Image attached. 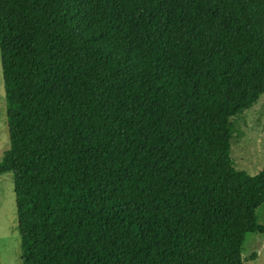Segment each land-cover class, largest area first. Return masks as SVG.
I'll use <instances>...</instances> for the list:
<instances>
[{
    "label": "trees",
    "instance_id": "16d2710c",
    "mask_svg": "<svg viewBox=\"0 0 264 264\" xmlns=\"http://www.w3.org/2000/svg\"><path fill=\"white\" fill-rule=\"evenodd\" d=\"M23 264H244L264 169V0H0Z\"/></svg>",
    "mask_w": 264,
    "mask_h": 264
},
{
    "label": "rangeland",
    "instance_id": "374dc122",
    "mask_svg": "<svg viewBox=\"0 0 264 264\" xmlns=\"http://www.w3.org/2000/svg\"><path fill=\"white\" fill-rule=\"evenodd\" d=\"M231 157L237 169L254 175L264 169V94L249 109L234 118ZM10 149V135L0 49V161ZM258 222L264 224V204L257 210ZM257 252V258L244 264H264V233L251 232L242 246L243 257ZM0 264H23L18 224L17 197L13 173L0 175Z\"/></svg>",
    "mask_w": 264,
    "mask_h": 264
}]
</instances>
